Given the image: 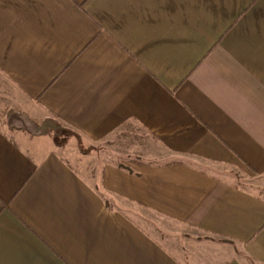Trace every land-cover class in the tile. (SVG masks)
I'll return each instance as SVG.
<instances>
[{
  "label": "crops",
  "instance_id": "1",
  "mask_svg": "<svg viewBox=\"0 0 264 264\" xmlns=\"http://www.w3.org/2000/svg\"><path fill=\"white\" fill-rule=\"evenodd\" d=\"M0 73V264H264V0H0Z\"/></svg>",
  "mask_w": 264,
  "mask_h": 264
},
{
  "label": "rangeland",
  "instance_id": "2",
  "mask_svg": "<svg viewBox=\"0 0 264 264\" xmlns=\"http://www.w3.org/2000/svg\"><path fill=\"white\" fill-rule=\"evenodd\" d=\"M10 96L11 84L0 73V121L5 112L11 108ZM123 129H119L107 140L94 143L67 126L52 120L51 127L44 133L50 138L59 153L75 166H79V164L83 166V163L80 162L85 158V166L82 167L83 172L93 181L95 173L98 174L100 167L105 163L129 167V163L134 162V160H141L136 155L134 140L131 136L132 132L122 131ZM235 177L240 185L255 189L251 181L241 174H236ZM261 193L264 194V192ZM126 213L151 229L153 225L151 219L133 210H128Z\"/></svg>",
  "mask_w": 264,
  "mask_h": 264
}]
</instances>
